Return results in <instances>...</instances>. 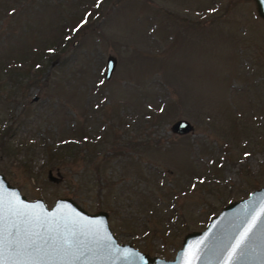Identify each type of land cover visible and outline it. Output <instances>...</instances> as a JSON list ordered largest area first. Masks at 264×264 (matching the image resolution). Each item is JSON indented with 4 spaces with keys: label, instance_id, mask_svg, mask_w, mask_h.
Returning <instances> with one entry per match:
<instances>
[{
    "label": "rangeland",
    "instance_id": "1",
    "mask_svg": "<svg viewBox=\"0 0 264 264\" xmlns=\"http://www.w3.org/2000/svg\"><path fill=\"white\" fill-rule=\"evenodd\" d=\"M8 2L0 59L50 38L53 20L70 38L56 76L0 80V129L14 128L0 132V173L27 199L104 210L118 243L169 260L185 234L264 186V21L252 0ZM179 119L193 130L172 133ZM72 126L87 136L76 159L51 162Z\"/></svg>",
    "mask_w": 264,
    "mask_h": 264
},
{
    "label": "water",
    "instance_id": "2",
    "mask_svg": "<svg viewBox=\"0 0 264 264\" xmlns=\"http://www.w3.org/2000/svg\"><path fill=\"white\" fill-rule=\"evenodd\" d=\"M252 1L264 21V0ZM116 65L109 55L104 79ZM170 130L183 135L193 125L179 119ZM0 257L4 264H264V186L225 205L204 229L185 234L166 260L118 243L106 211L89 213L67 197L48 208L41 198L27 199L0 173Z\"/></svg>",
    "mask_w": 264,
    "mask_h": 264
},
{
    "label": "trees",
    "instance_id": "3",
    "mask_svg": "<svg viewBox=\"0 0 264 264\" xmlns=\"http://www.w3.org/2000/svg\"><path fill=\"white\" fill-rule=\"evenodd\" d=\"M3 1L9 3V0H1L2 3ZM23 1L25 0H16V2L20 3H22ZM9 11L10 16H13L17 12V9L15 6H10L9 4H6L5 7H3V5H1L0 3V20H3L2 17L4 15H7ZM10 16L6 17V19L9 20ZM84 17H86V22L90 18H93L92 16ZM84 17H82L80 21H82ZM54 24L55 23L53 20L49 27L51 28V35H49L50 38H36L35 45L22 49H16L20 51L17 57H11V55H7L6 57L0 59V80L3 79V73H5L7 77H15L14 82H16V84L25 81L36 83L39 81V79H41L39 77L42 75V78H45L47 76H56L57 72L55 70H52V60L59 57L60 52L64 50L70 38H67V26H63V24H61V20H59L55 28ZM30 25V21L24 23L21 29H23L24 31L25 29L28 30V28H30ZM4 36L3 40L7 37ZM17 126L18 124L16 125V127ZM11 129L14 130V128H12V125H6L0 129V132H3L2 135L5 136V134H7ZM80 130H83V128L72 126V129L65 128V130L62 131L64 135L61 139V144L56 148L51 147L48 150L47 157H49V160L51 162H53L55 159H57V161L76 159L77 153L79 152L78 145L80 143H83V140L87 138L85 133L80 134L82 133L80 132ZM90 159L92 160L93 158ZM101 189L102 188H99V190ZM108 190L109 192H111L110 188ZM108 209L113 215V209L111 207H108Z\"/></svg>",
    "mask_w": 264,
    "mask_h": 264
},
{
    "label": "snow or ice",
    "instance_id": "4",
    "mask_svg": "<svg viewBox=\"0 0 264 264\" xmlns=\"http://www.w3.org/2000/svg\"><path fill=\"white\" fill-rule=\"evenodd\" d=\"M15 206V204L13 205ZM9 235H11V233H9ZM247 233L241 237L240 243H243V241L246 239ZM237 247H239V244L237 245ZM0 264H4V260L2 257H0Z\"/></svg>",
    "mask_w": 264,
    "mask_h": 264
}]
</instances>
